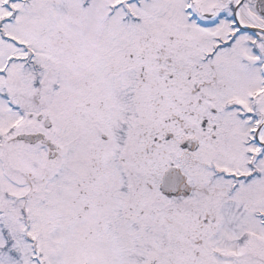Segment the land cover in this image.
<instances>
[{"label":"snow or ice","instance_id":"obj_1","mask_svg":"<svg viewBox=\"0 0 264 264\" xmlns=\"http://www.w3.org/2000/svg\"><path fill=\"white\" fill-rule=\"evenodd\" d=\"M0 264H264V0H0Z\"/></svg>","mask_w":264,"mask_h":264}]
</instances>
